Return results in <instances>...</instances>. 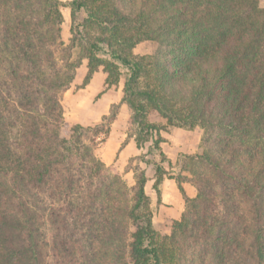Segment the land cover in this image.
I'll return each mask as SVG.
<instances>
[{"label": "trees", "instance_id": "1", "mask_svg": "<svg viewBox=\"0 0 264 264\" xmlns=\"http://www.w3.org/2000/svg\"><path fill=\"white\" fill-rule=\"evenodd\" d=\"M62 7L0 0V264H264V0H71L68 43ZM144 42L156 52L135 54ZM84 61V87L127 70L122 100L64 137L61 96ZM121 104L123 147L146 149L132 187L96 155ZM172 128L200 129L199 152L172 164ZM136 160L159 199L167 177L183 196L169 236Z\"/></svg>", "mask_w": 264, "mask_h": 264}, {"label": "crops", "instance_id": "2", "mask_svg": "<svg viewBox=\"0 0 264 264\" xmlns=\"http://www.w3.org/2000/svg\"><path fill=\"white\" fill-rule=\"evenodd\" d=\"M106 78L107 74L101 68L95 73L90 84L87 86L92 87L97 83L96 81H98L99 83L101 82V87L105 89ZM122 90V82H120L118 86L117 93L114 92L113 89L106 90L107 92L101 102L96 104L94 109L91 110V112L94 110L92 115H95L98 112L101 117L108 115L111 106L121 102ZM80 107H82V105H80ZM129 117L130 112L128 107L125 104H121L117 120L113 123L110 135L103 144L105 148V154L103 157L106 160L107 165L112 164L115 159H118L122 168H124L128 164L130 158L141 154L142 150L137 149L133 139L128 140L127 144L123 147V143L127 140L126 131L128 129ZM200 131L201 130L198 128L192 131L172 128L169 132H162L164 142L161 147L172 164L176 163L180 154L190 155L199 152V143L201 140ZM153 184L154 179L150 178L146 186V193L151 200L150 206L153 213V227L161 235L169 236L171 234V223L180 220L186 204L174 179L167 177L163 180L160 185V199L153 189ZM133 185L134 184H132V186ZM149 188L153 189L150 193H148ZM183 188L189 198L193 199L196 197L197 192L192 184L184 183Z\"/></svg>", "mask_w": 264, "mask_h": 264}, {"label": "rangeland", "instance_id": "3", "mask_svg": "<svg viewBox=\"0 0 264 264\" xmlns=\"http://www.w3.org/2000/svg\"><path fill=\"white\" fill-rule=\"evenodd\" d=\"M60 1L63 4L62 13L64 15V22L62 25V37H63V40L66 43H68L71 37L70 35L71 16H70V10L67 6L71 2V0H60ZM157 48L158 47L155 43L144 42L138 45L134 52L135 54L141 55V56L152 55L156 52ZM75 52H77V50ZM86 73H87V61H84L82 66L77 71L75 82L72 84L71 88L67 90L64 94H62L61 96V103H62L63 111H64V124L61 129V134L64 137L70 136V129L72 126L76 124H81L85 127H89V126L93 127L101 122L102 117L99 114V112L95 115H92L94 113V110L92 112L91 110L94 109L96 104L101 102L102 98L107 92L106 91L107 89H106V86H105V89H103L101 87V82L99 83L98 81H96L97 83L93 85L92 87L91 86L84 87L83 83H84V78L86 76ZM126 73H127V70L123 69V78L121 80L123 86H124V79H125ZM112 89L114 90V92L116 93L118 92V87L112 88ZM80 105H82V107H80ZM126 132L128 135V129ZM167 132H169V130ZM200 133L202 137V131H200ZM103 138L104 137L101 136L98 141H100ZM104 143H101V145L97 149L96 151L97 157L106 164L111 174L119 173L122 179L126 182L127 186L132 187V184H135L134 173L130 171L128 172L129 174H127V172L125 171V168L127 165L124 168H122V165L118 161V159H115V161L112 164L107 165V162L103 157V155L105 154V148L103 145ZM145 151L146 149L144 151L142 150L141 154L144 153ZM138 164L142 168H145L149 179L150 178L154 179L155 172L151 167H146L144 164H140L139 161L137 160L132 162L133 166H138ZM177 172L178 171L174 169L172 171V175L174 176V174H176ZM152 190H153L152 188H149L148 193L152 192Z\"/></svg>", "mask_w": 264, "mask_h": 264}]
</instances>
